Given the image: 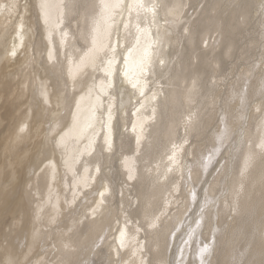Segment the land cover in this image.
<instances>
[{
    "label": "clouds",
    "instance_id": "1",
    "mask_svg": "<svg viewBox=\"0 0 264 264\" xmlns=\"http://www.w3.org/2000/svg\"><path fill=\"white\" fill-rule=\"evenodd\" d=\"M206 3L154 5L159 49L196 51ZM23 7V38H0V105L15 106L0 115V264H264V24L258 59L228 43L207 90L176 104L147 77L98 89L115 48L110 31L85 63L96 0Z\"/></svg>",
    "mask_w": 264,
    "mask_h": 264
},
{
    "label": "bare ground",
    "instance_id": "2",
    "mask_svg": "<svg viewBox=\"0 0 264 264\" xmlns=\"http://www.w3.org/2000/svg\"><path fill=\"white\" fill-rule=\"evenodd\" d=\"M25 0H0V38L6 34L23 38L29 15L34 17V9H24ZM100 5L95 23V43L85 59L86 64L95 63L98 57H104L109 48L108 33L111 31V43L115 52L109 53L111 62L106 64L109 84L98 83L101 92H107L113 73L126 80L130 87L143 89L145 77L153 86L169 97L170 102L188 104L196 90L206 91L214 74L213 61L220 50L228 43L233 46L232 55L256 60L259 55L261 25L264 24V9L260 0H215L218 7L213 9V0H207L204 13L211 14L212 23L206 27V36L198 41L197 50L193 51L186 44H165L159 49L157 41L158 28L153 23V6L161 5L166 0H96ZM198 2V0H197ZM259 13V15H258ZM115 18V24L114 20ZM160 24L164 22L161 19ZM118 27V31H117ZM35 43L39 44L37 37ZM58 42L54 47H58ZM162 56L157 57V52ZM5 60V52L0 47V62ZM163 61V63L161 62ZM81 66L73 67V72ZM187 89H193L188 93ZM126 99V96H125ZM161 100L164 96L160 97ZM119 100V94H117ZM13 102L0 105V115L10 123L15 118ZM103 258V253L100 254ZM175 255V248H173ZM188 259L192 256L186 253Z\"/></svg>",
    "mask_w": 264,
    "mask_h": 264
}]
</instances>
